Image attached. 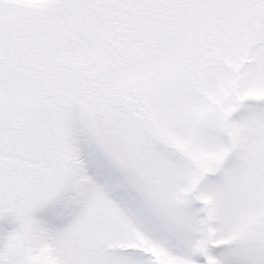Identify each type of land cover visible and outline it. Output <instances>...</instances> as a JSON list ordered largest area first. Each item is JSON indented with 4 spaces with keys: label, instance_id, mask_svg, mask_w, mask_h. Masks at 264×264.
<instances>
[{
    "label": "snow or ice",
    "instance_id": "snow-or-ice-1",
    "mask_svg": "<svg viewBox=\"0 0 264 264\" xmlns=\"http://www.w3.org/2000/svg\"><path fill=\"white\" fill-rule=\"evenodd\" d=\"M0 264H264V0H0Z\"/></svg>",
    "mask_w": 264,
    "mask_h": 264
}]
</instances>
